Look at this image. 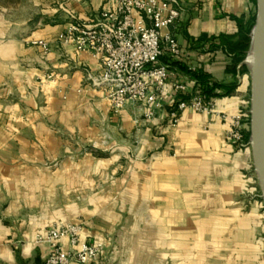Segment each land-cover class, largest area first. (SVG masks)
I'll list each match as a JSON object with an SVG mask.
<instances>
[{"label":"crops","instance_id":"1","mask_svg":"<svg viewBox=\"0 0 264 264\" xmlns=\"http://www.w3.org/2000/svg\"><path fill=\"white\" fill-rule=\"evenodd\" d=\"M171 1L178 79L197 81V67L231 89L214 92V114L188 109L176 126L168 108L116 114L92 86L99 58L60 41L71 16L93 25L109 0H0V264H44L37 235L68 225L104 246L102 264H264L262 206L245 195L252 148L230 144L221 118L251 108L250 73L233 72L221 41L256 25L257 2Z\"/></svg>","mask_w":264,"mask_h":264},{"label":"built area","instance_id":"2","mask_svg":"<svg viewBox=\"0 0 264 264\" xmlns=\"http://www.w3.org/2000/svg\"><path fill=\"white\" fill-rule=\"evenodd\" d=\"M109 2L111 6L99 14L93 25L80 23L71 16L75 22L59 39L79 52H89L99 58L102 68L98 76L91 77L92 86L104 94L111 109L118 114L130 103H137L144 107L147 119H153L168 108L174 126L188 109L214 114L213 99L197 81L178 79V72L163 62L166 57L173 61L184 58L179 41L168 31L182 19L181 9L171 0ZM40 44L49 50L47 44ZM189 71L199 74L197 67H189ZM170 84L173 95L167 99ZM221 118L230 126L227 141L240 150H250L251 139L246 136L251 129L250 110L240 109L234 115L223 114ZM81 229L79 225H68L37 235V244L50 246L44 264H102L104 246L82 243ZM64 238H70L69 251L63 247Z\"/></svg>","mask_w":264,"mask_h":264},{"label":"water","instance_id":"3","mask_svg":"<svg viewBox=\"0 0 264 264\" xmlns=\"http://www.w3.org/2000/svg\"><path fill=\"white\" fill-rule=\"evenodd\" d=\"M253 54L254 64H249ZM251 76V145L255 171L264 198V0H257L252 47L245 61Z\"/></svg>","mask_w":264,"mask_h":264},{"label":"trees","instance_id":"4","mask_svg":"<svg viewBox=\"0 0 264 264\" xmlns=\"http://www.w3.org/2000/svg\"><path fill=\"white\" fill-rule=\"evenodd\" d=\"M255 24L251 25H243L240 24L239 33L237 39L230 38H222V47L223 49L231 55L232 62V70L237 73V68L240 67V73L243 74L245 72H249L248 66L245 64V59L252 47V32ZM164 63H167L171 66L172 69H181L179 63L173 61L171 58L166 57L163 59ZM190 74L201 84L202 89L208 97L212 98L216 96L214 92L218 89H229L228 93H231V89L229 87H225L223 85L212 82L209 78H207L204 74ZM249 139V137H248Z\"/></svg>","mask_w":264,"mask_h":264},{"label":"rangeland","instance_id":"5","mask_svg":"<svg viewBox=\"0 0 264 264\" xmlns=\"http://www.w3.org/2000/svg\"><path fill=\"white\" fill-rule=\"evenodd\" d=\"M256 2H257V0H256ZM248 56H249V53H248L245 61L247 60ZM232 62H233V59H232ZM245 73L249 75L250 72H245ZM255 187H256V190L254 191V190H252L254 187L251 186V192H247L245 195L249 199L251 204H258V205L262 206V210H263V214H264V198L262 197L263 193H262L261 187L259 185L258 179L256 181Z\"/></svg>","mask_w":264,"mask_h":264},{"label":"bare ground","instance_id":"6","mask_svg":"<svg viewBox=\"0 0 264 264\" xmlns=\"http://www.w3.org/2000/svg\"><path fill=\"white\" fill-rule=\"evenodd\" d=\"M249 64L250 65L254 64V56H253V54H251L250 57H249Z\"/></svg>","mask_w":264,"mask_h":264}]
</instances>
